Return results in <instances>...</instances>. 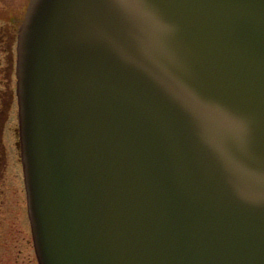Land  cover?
I'll return each mask as SVG.
<instances>
[{
  "label": "water",
  "instance_id": "1",
  "mask_svg": "<svg viewBox=\"0 0 264 264\" xmlns=\"http://www.w3.org/2000/svg\"><path fill=\"white\" fill-rule=\"evenodd\" d=\"M15 52L37 264H264V0H28Z\"/></svg>",
  "mask_w": 264,
  "mask_h": 264
},
{
  "label": "rangeland",
  "instance_id": "2",
  "mask_svg": "<svg viewBox=\"0 0 264 264\" xmlns=\"http://www.w3.org/2000/svg\"><path fill=\"white\" fill-rule=\"evenodd\" d=\"M28 0H0V71L10 86L8 116L1 140L5 159L0 170V264H37L35 259L19 151L16 147L15 90L16 39ZM11 51L6 46L8 43Z\"/></svg>",
  "mask_w": 264,
  "mask_h": 264
},
{
  "label": "trees",
  "instance_id": "3",
  "mask_svg": "<svg viewBox=\"0 0 264 264\" xmlns=\"http://www.w3.org/2000/svg\"><path fill=\"white\" fill-rule=\"evenodd\" d=\"M1 71H0V170L3 167V161L5 159V152H4V146L1 140L2 136V130L3 125L6 121V118L8 116V109H9V100L8 96L10 95V86L8 84V81L3 80V77H1Z\"/></svg>",
  "mask_w": 264,
  "mask_h": 264
},
{
  "label": "flooded vegetation",
  "instance_id": "4",
  "mask_svg": "<svg viewBox=\"0 0 264 264\" xmlns=\"http://www.w3.org/2000/svg\"><path fill=\"white\" fill-rule=\"evenodd\" d=\"M9 44L12 45V40H11V43H8L7 46H6L7 49L9 48L8 50L10 52L11 51V48L9 47Z\"/></svg>",
  "mask_w": 264,
  "mask_h": 264
}]
</instances>
